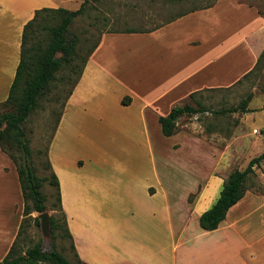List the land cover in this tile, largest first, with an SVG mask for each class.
<instances>
[{
    "label": "crops",
    "instance_id": "obj_1",
    "mask_svg": "<svg viewBox=\"0 0 264 264\" xmlns=\"http://www.w3.org/2000/svg\"><path fill=\"white\" fill-rule=\"evenodd\" d=\"M64 2L0 0V104L17 75L25 26L38 10L58 9ZM263 51V12L239 0H217L210 8L136 33L102 34L48 150L82 261L181 264L182 253L188 254L184 264H264V194L248 190L218 229L200 227L196 238L185 241L188 218L180 226L181 203L173 199V181L170 185L161 175L155 149L162 136L179 145L171 151L178 167L184 150L180 140L191 142L187 173L194 188L186 198L197 196L186 204L189 217L199 222L218 200L235 157L246 156L245 149L236 145L238 137L221 131L196 137L177 130L166 137L159 120L192 95L236 86L254 70ZM15 194L16 203H0V261L16 240L23 217L19 177ZM245 251L251 252L245 256Z\"/></svg>",
    "mask_w": 264,
    "mask_h": 264
},
{
    "label": "rangeland",
    "instance_id": "obj_2",
    "mask_svg": "<svg viewBox=\"0 0 264 264\" xmlns=\"http://www.w3.org/2000/svg\"><path fill=\"white\" fill-rule=\"evenodd\" d=\"M215 1L92 0L87 4L86 13L76 18L71 26V33H76L81 38L79 45L81 58L78 65L81 67L83 57L87 55L90 48L97 43L105 32L148 30L159 26L166 20L177 18L195 9L204 8ZM239 1L257 5L264 15V0ZM83 2L84 0H66V3L64 2L61 7L74 11L79 9ZM63 75L64 78L55 83L52 92L44 98L40 108L29 116L23 126L26 137L34 150L32 165L39 176H49L51 173L46 168L48 147L73 84L78 77L77 71L62 73L59 77L61 78ZM246 100L249 101L247 107L250 112L245 113L242 110H237L231 113H223L224 110L240 109ZM187 104L203 111L182 116L178 120V132L203 137L209 131H221L227 137H238V144L236 145L244 147L246 156L235 157L236 162L233 161L232 170H244L249 159L259 156L264 149V57L253 72L236 86L223 91L210 90L197 93ZM3 111H9V109ZM170 143L171 141L163 136L155 140L157 164L165 182L171 185L172 180L174 183L171 192L174 201L181 203L180 226L188 218V227L186 226L187 229L183 232V234L185 233L183 240L186 241L189 238H196V230H201L199 222L192 216L189 217V213L187 214L189 209L186 204L188 202L193 203L197 196L193 194L186 198L194 188L192 177L187 173V160L194 150L191 142L182 138L180 143L184 150L181 153L180 166L177 167L176 160L172 159L175 156L171 154V151L174 153V149H178L179 145L173 143L170 145ZM206 152L208 153V151ZM9 165H13V172H11ZM255 171L256 177L250 180L249 190L255 193H264V163L261 167H256ZM17 178L13 162L0 149V203L17 202L15 194ZM43 190L48 196L47 212L50 215L59 216L58 207H53V204L57 203L54 195L55 190L48 183L45 184ZM39 215V213L34 212L26 218L21 237L22 247L26 248L41 241L44 250L50 251L53 243H55L57 250L69 260L75 261L76 251L72 240L62 237L60 232L56 235L55 240L51 233L45 237L42 232L41 221L40 226H37L34 221V218L39 217ZM24 218L23 214L22 221ZM249 252L251 251H245L244 255H249ZM179 259V262L184 264L185 260L188 259V254L186 256L181 253Z\"/></svg>",
    "mask_w": 264,
    "mask_h": 264
},
{
    "label": "trees",
    "instance_id": "obj_3",
    "mask_svg": "<svg viewBox=\"0 0 264 264\" xmlns=\"http://www.w3.org/2000/svg\"><path fill=\"white\" fill-rule=\"evenodd\" d=\"M90 1L92 0H84L81 7L75 11L62 7L58 9L44 8L38 10L34 19L25 26L21 62L17 75L12 84L8 99L0 104V149L8 155L16 166L24 200L23 214L25 218L21 222L16 240L6 257L0 261V264H86L81 260L77 252L75 254V261L69 260L62 252L57 250L55 243H53L50 251L44 250L41 241L23 248L21 237L27 217L31 216L34 212L41 215L48 211V196L43 190L45 184L48 183L55 190L54 195L57 203H54L53 207H58L57 210L60 213L59 216L51 215L50 217V233L52 238L55 240L56 235L60 232L59 234L62 237L72 240L73 247L75 248L66 214L62 208L59 179L52 169L48 151L46 168L51 173L49 176H39L32 165L34 150L26 137L23 126L29 116L40 108L44 98L52 92L55 83L64 78V75L60 78V74L74 73L75 71L78 73L69 96L79 82L84 67L97 48L100 39L90 48L87 55L83 57L82 65L79 67L78 61L81 58L79 45L81 38L78 34L71 33V26L76 18L86 13L87 4ZM214 3L201 9L210 8ZM196 10L200 9L190 12ZM123 32L136 33L140 31L128 30ZM263 57L264 51L258 63ZM194 96L192 95L191 97ZM248 102V100L244 101L240 109L224 110L223 113H231L237 110H242L245 113L249 112L247 107ZM123 103L126 104L127 100ZM5 109H9V111H3ZM202 111L189 104L174 108L167 117H161L159 120L163 135L166 137L173 136L178 130V120L182 116L197 114ZM38 152L40 153V150ZM263 163L264 150L259 156L252 158L244 170L235 169L230 173L216 203L200 216L199 224L203 230L214 231L219 228L221 223L226 219L229 210L250 189L249 182L252 178L256 177L255 168L261 167ZM261 194L264 193L261 192ZM34 221L37 226H40L39 217L34 218Z\"/></svg>",
    "mask_w": 264,
    "mask_h": 264
},
{
    "label": "water",
    "instance_id": "obj_4",
    "mask_svg": "<svg viewBox=\"0 0 264 264\" xmlns=\"http://www.w3.org/2000/svg\"><path fill=\"white\" fill-rule=\"evenodd\" d=\"M50 217L51 215L48 212L39 215L42 232L45 237L49 236L50 234Z\"/></svg>",
    "mask_w": 264,
    "mask_h": 264
}]
</instances>
